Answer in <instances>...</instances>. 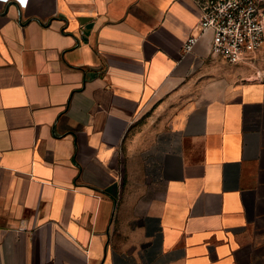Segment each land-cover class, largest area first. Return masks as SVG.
Instances as JSON below:
<instances>
[{"label":"crops","instance_id":"obj_1","mask_svg":"<svg viewBox=\"0 0 264 264\" xmlns=\"http://www.w3.org/2000/svg\"><path fill=\"white\" fill-rule=\"evenodd\" d=\"M196 0H0V264H264V48L210 55Z\"/></svg>","mask_w":264,"mask_h":264},{"label":"built area","instance_id":"obj_2","mask_svg":"<svg viewBox=\"0 0 264 264\" xmlns=\"http://www.w3.org/2000/svg\"><path fill=\"white\" fill-rule=\"evenodd\" d=\"M198 32L187 37L183 52L211 34L210 55L231 64L254 65L264 48V0H196Z\"/></svg>","mask_w":264,"mask_h":264}]
</instances>
